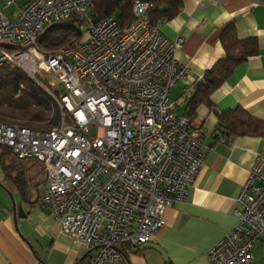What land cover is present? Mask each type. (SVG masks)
Returning a JSON list of instances; mask_svg holds the SVG:
<instances>
[{
  "label": "built area",
  "instance_id": "obj_1",
  "mask_svg": "<svg viewBox=\"0 0 264 264\" xmlns=\"http://www.w3.org/2000/svg\"><path fill=\"white\" fill-rule=\"evenodd\" d=\"M93 2L26 0L14 16L4 13L12 1L0 6V67L47 78L61 113L45 129L0 121V145L43 165L44 209L89 251L78 264H123L121 247L137 251L165 228L167 209L187 197L211 148L195 120L173 112L172 89L188 76L176 56L183 38L151 24L149 0H133L126 27L115 16L96 19ZM73 19L88 24V39L44 52L40 36ZM236 201L237 225L207 251L211 264H256L264 146Z\"/></svg>",
  "mask_w": 264,
  "mask_h": 264
},
{
  "label": "crops",
  "instance_id": "obj_2",
  "mask_svg": "<svg viewBox=\"0 0 264 264\" xmlns=\"http://www.w3.org/2000/svg\"><path fill=\"white\" fill-rule=\"evenodd\" d=\"M10 1L4 10L8 16L26 3L0 0V6ZM232 23L240 39H257L259 53L239 64L211 101L216 111L240 107L264 122V0H183L177 17L157 23L168 39L183 38L176 56L188 76L172 89L176 114L187 113L195 85L224 57L220 37ZM193 119L203 131L204 145L211 148L199 176L187 197L167 209L166 226L151 243L137 252L121 247L123 264H211L207 251L237 225L236 200L264 146V136L224 133L215 139L218 118L205 104L197 107ZM8 158L18 161L13 153ZM17 163L25 180L21 187L7 178L0 163V264H78L89 251L63 234L60 222L44 209L43 165ZM253 255L256 264H264V243L254 246Z\"/></svg>",
  "mask_w": 264,
  "mask_h": 264
},
{
  "label": "trees",
  "instance_id": "obj_3",
  "mask_svg": "<svg viewBox=\"0 0 264 264\" xmlns=\"http://www.w3.org/2000/svg\"><path fill=\"white\" fill-rule=\"evenodd\" d=\"M149 1L154 6L150 13L151 24L157 27L160 20L170 21L177 17L183 7V0ZM132 3L133 0H94L91 13L99 20L115 16L118 22L126 27L133 21ZM87 25L85 21L76 19L59 23L48 28L40 36L39 44L44 52H54L75 41H81L82 28ZM220 43L225 55L207 70L201 82L195 85L187 106V113L184 115L194 120L197 107L205 104L215 111L218 118L219 126L214 134L215 139L224 133L228 137L264 136L263 121L253 118L240 107L216 111L211 101L213 92L223 85L233 70L248 58L259 53L257 39L254 37L240 39L236 26L232 23L222 32ZM51 94L58 97L59 91L51 86L48 80L39 77L32 79L24 71L9 63L0 67L1 122L38 129L56 126L61 120V113L55 106L54 97ZM173 112L175 113L174 110ZM11 154L12 151L9 148L0 145V163L3 171L8 179H12L15 183L18 182L21 187L25 184V180L17 161H8ZM15 171H18L17 174H14ZM86 257L79 262L85 260ZM165 264L172 263L168 261Z\"/></svg>",
  "mask_w": 264,
  "mask_h": 264
},
{
  "label": "rangeland",
  "instance_id": "obj_4",
  "mask_svg": "<svg viewBox=\"0 0 264 264\" xmlns=\"http://www.w3.org/2000/svg\"><path fill=\"white\" fill-rule=\"evenodd\" d=\"M82 38H81V41H85L86 39H88V37H89V27H88V25L87 26H85L84 28H82ZM44 79H47V78H44ZM59 89H61V91H62V88H59ZM51 96H54V95H52L51 94ZM50 96V97H51ZM52 98V97H51ZM52 100H53V98H52ZM54 101V103H55V106L57 107V109L59 110V107H58V104L55 102V100H53ZM58 125V124H57ZM56 125V126H57ZM96 134H97V128H92V130H91V136L92 137H95L96 136ZM18 162V161H17ZM21 164V163H20ZM23 166V165H22ZM88 250V249H87Z\"/></svg>",
  "mask_w": 264,
  "mask_h": 264
},
{
  "label": "water",
  "instance_id": "obj_5",
  "mask_svg": "<svg viewBox=\"0 0 264 264\" xmlns=\"http://www.w3.org/2000/svg\"><path fill=\"white\" fill-rule=\"evenodd\" d=\"M95 22L97 23V22H98V20H95ZM44 92H46V93H47V91H46V90H44ZM21 211H22V210H21ZM21 211H20V213H22ZM22 216H24V215H22ZM24 217H25V216H24Z\"/></svg>",
  "mask_w": 264,
  "mask_h": 264
}]
</instances>
